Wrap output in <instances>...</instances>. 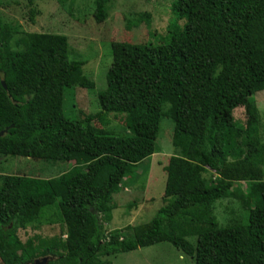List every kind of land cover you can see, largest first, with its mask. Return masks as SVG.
I'll list each match as a JSON object with an SVG mask.
<instances>
[{"label":"trees","instance_id":"1","mask_svg":"<svg viewBox=\"0 0 264 264\" xmlns=\"http://www.w3.org/2000/svg\"><path fill=\"white\" fill-rule=\"evenodd\" d=\"M106 1L93 0L96 22ZM32 3L25 0L30 22ZM170 13L159 42L110 43L98 109L80 118L63 113L65 89L85 83L66 36L21 32L0 16V155L72 162L51 178L0 176L1 264L38 255L112 264L101 257L158 242L194 264H264V123L251 97L264 89V0H172ZM237 106L243 121L232 115ZM109 113L124 115L128 134L105 128ZM162 116L172 122L173 149L162 166L164 203L147 221L104 236L107 202L153 152ZM227 197L245 222L216 223L212 205ZM49 208L64 236L20 241L16 229L37 226Z\"/></svg>","mask_w":264,"mask_h":264},{"label":"rangeland","instance_id":"2","mask_svg":"<svg viewBox=\"0 0 264 264\" xmlns=\"http://www.w3.org/2000/svg\"><path fill=\"white\" fill-rule=\"evenodd\" d=\"M171 1L107 0L106 17L96 22L92 17L93 0H33L32 6L37 13L30 22L27 18L25 0H0V16L21 32L60 33L66 36L69 58L83 61L80 70L85 83L65 89L63 113L67 114L66 116L80 118L98 109L96 93L105 85L104 74L111 59L110 43L159 42L167 34L166 26L172 19ZM177 23L182 24V20L178 19ZM251 97L255 101L259 122L262 124L264 89L254 92ZM213 104L216 105L214 100ZM232 115L243 121L242 107H235ZM107 117L109 122L105 126L106 129L118 135L128 134L123 125L122 113H109ZM171 130L172 122L162 116L153 152L136 165L130 177L122 180L107 202L112 206L111 218L102 224V235L105 236L114 228L147 221L164 203L161 197L165 179L162 166L166 164L168 156L173 151L170 143ZM71 165V161L44 162L0 155V176L30 173L51 178L66 171ZM244 186L245 183H241V187ZM212 214L220 226L232 222H245V211L230 197L216 200L212 205ZM36 223L37 226L34 227L27 224L24 228L16 229L20 241L33 234L45 237L57 234L64 236L63 224L55 208L46 209L34 224ZM162 227L169 228L167 230L170 233V224L167 221L163 222ZM186 230H189V226ZM186 237L190 241L193 240L192 236ZM101 258L109 259L112 264H194L191 257L175 249L168 242L137 247Z\"/></svg>","mask_w":264,"mask_h":264},{"label":"flooded vegetation","instance_id":"3","mask_svg":"<svg viewBox=\"0 0 264 264\" xmlns=\"http://www.w3.org/2000/svg\"><path fill=\"white\" fill-rule=\"evenodd\" d=\"M18 264H73L66 257L57 255H38L24 260Z\"/></svg>","mask_w":264,"mask_h":264},{"label":"water","instance_id":"4","mask_svg":"<svg viewBox=\"0 0 264 264\" xmlns=\"http://www.w3.org/2000/svg\"><path fill=\"white\" fill-rule=\"evenodd\" d=\"M0 83H1L2 87L4 88V87H5V85H4V83H3V81H2V80L0 81Z\"/></svg>","mask_w":264,"mask_h":264}]
</instances>
